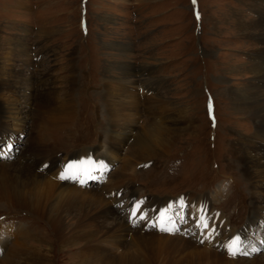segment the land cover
<instances>
[{"label":"rangeland","instance_id":"rangeland-1","mask_svg":"<svg viewBox=\"0 0 264 264\" xmlns=\"http://www.w3.org/2000/svg\"><path fill=\"white\" fill-rule=\"evenodd\" d=\"M257 9L264 11V0H196L195 5L193 0H0V76L8 81L3 90L12 81L22 107L39 102L32 93L48 88L60 105L68 102V119L61 123V113H53L60 122L52 132L62 135L53 149L65 158L53 179L59 172L66 184L103 192L138 229L141 236L126 249L115 240L106 243L117 255H133L136 264H264V191L251 197L250 189L255 190L247 177L237 164L227 165L244 143L242 137L236 143L238 135L250 137L259 122L258 116L236 112L229 94L250 92L254 61H264V54L258 55L264 38L253 35L264 34L259 28L264 14ZM252 22L258 27L245 25ZM14 68L23 74L16 81L8 78ZM122 92L133 96L120 97ZM2 109L0 164L20 161L34 132L32 114L17 124ZM181 113L191 119L193 131L175 135L163 154L147 159L134 161L130 143L114 142L107 134L108 123H127L125 115L128 123L157 119L167 125L179 123ZM96 158L102 160L99 166L92 163V178L83 173L60 178L69 162L87 165ZM39 215L0 202V233L7 234L0 235V264H11L12 247L25 239L45 253L42 264L80 262L84 240L61 246L59 231ZM151 221L155 229L146 227ZM234 239L240 248L235 256L228 251Z\"/></svg>","mask_w":264,"mask_h":264},{"label":"bare ground","instance_id":"bare-ground-1","mask_svg":"<svg viewBox=\"0 0 264 264\" xmlns=\"http://www.w3.org/2000/svg\"><path fill=\"white\" fill-rule=\"evenodd\" d=\"M258 11L264 14L262 9ZM245 25L253 27L254 29L258 27V25L253 22L249 25ZM259 28L264 30V25H261ZM253 35L255 38H264V34ZM117 46L114 47L116 51L119 50ZM263 54L264 47H262L258 55L260 56ZM254 64H258V66L254 65L255 68L253 69V73L256 75V81L247 87L248 89L251 88V91L240 93V91H238L239 89H232L229 91V94L236 106H234L236 112H242L245 116H258L259 122L255 123L254 132L250 137L238 135L239 137L236 143L238 144V142L242 141L241 137L244 143L234 152V154H237L234 156V159L230 157L227 160V165L234 166L237 164L238 168L242 171V175L247 177L249 185L255 190L252 192L250 189L249 194H251V197H255L253 194L258 190L259 192L264 191V61L260 58L254 61ZM11 74L6 76H8L9 79L12 77L11 80L13 79L15 81L23 77L21 71L15 68L11 69ZM109 78L110 77H107L106 79ZM6 80L7 79H3L0 76V90L2 89L0 92V109L3 108L1 112L3 113L6 111V113H11L12 116L10 117L16 119L15 123L17 124L24 123L25 117H29V115L32 114L34 117L32 125L34 132L29 136L30 143L28 146L26 145L25 147L24 145L21 149L22 152L25 147L24 154L21 156L20 161L19 157H17V159L15 158L16 160L1 161L0 202L5 201L17 207H25L26 209L30 207L33 212L40 213V215L42 214L43 218H46L45 220H47V223L52 226V229H57L59 231L58 235L61 237V246L68 243L74 245L72 243L84 240L81 247L86 249V251L81 252L82 259L78 264H136L133 255H128L127 253H125L124 256L117 255L106 246V243L115 240L116 242H114L118 244V247L128 248V245L131 246L135 244V241L141 234L136 227L130 225L126 219L111 206L110 201L102 196L103 192H97L91 188L82 189L73 184H66L67 181L59 180V172H55L57 176L53 179V173L56 171L55 168H60L61 163L65 160V158L61 159L60 151L53 149L60 146V137H62L60 133L52 132V130L59 129L58 123L60 122L53 113H61V123L68 119L72 112L70 106L67 105L68 102L61 101L60 105L59 101L55 99L56 96L53 94L54 91L48 88L32 93L33 97L39 99V102H35L36 104L30 101L26 106L27 108L18 106L16 101H18L20 91L16 89L12 81L7 84L6 89L3 90L8 82H6ZM118 81L121 83L124 82L125 79L121 77ZM147 81H149V78H147L144 83ZM144 83L142 81L140 84ZM145 87L143 86L141 89L144 90ZM145 89L148 90V88ZM27 92L30 94L31 89ZM121 95L133 96L131 93L127 94L124 92L120 94V97ZM154 95L156 96L157 94ZM2 96H5L4 100ZM71 100L72 99L69 98L68 101L71 102ZM155 101L157 102L158 99H155ZM135 102L137 103V101ZM131 106L135 107L136 105L135 103H131ZM123 109L124 108L121 106L120 110ZM128 110L130 109L128 108ZM151 111L152 118L155 112L154 109ZM122 115V112L119 113V116ZM157 117L158 114H155L154 118L156 119ZM124 118L127 120V123H122L123 125L120 123L119 125L117 123H108L107 134L114 137V142H119L120 139L125 143L129 142L130 153L134 161L147 159L157 154H163V151L166 150L168 145L174 141L175 135L187 132L193 128V122L191 119H188V117H184L183 113L179 114L177 119L175 118L179 123H168L167 125L159 123L157 119L156 122L150 120L145 123H128L129 117L125 115ZM54 119L57 123H54ZM2 125L4 126L2 130H6V123H2ZM42 128L46 129V132L43 134ZM39 135H41V137H38ZM36 137L38 140L33 141ZM100 160L102 159L96 158L92 163L99 166L100 163L97 161ZM126 162L125 167L128 168L130 163L128 161ZM69 163L72 164V162ZM49 168L53 169L52 174ZM126 176H130L131 178V173H127ZM119 189L120 188L115 191ZM133 190L134 189H132L131 194L135 196L136 190ZM115 191L111 195L117 194ZM203 199L201 201L202 207H204ZM199 207H201L200 204ZM257 208L258 202L256 200L252 201V211L254 212ZM157 210L156 208L155 212ZM200 215L205 217L207 214L203 211V213L200 212ZM163 219L167 218L163 217ZM163 223L162 221V224ZM157 226L158 225L153 226L152 221L146 224V227L150 229H155ZM173 227L174 226H172V229ZM1 234L7 236L6 232H1L0 235ZM242 238L243 237H241V239ZM27 241L28 240L25 239L19 244H14L11 250L13 255L11 264H42L45 259V253L29 245ZM248 245L249 244H246L245 249ZM207 254L214 257L219 256L217 252L208 251Z\"/></svg>","mask_w":264,"mask_h":264},{"label":"snow or ice","instance_id":"snow-or-ice-1","mask_svg":"<svg viewBox=\"0 0 264 264\" xmlns=\"http://www.w3.org/2000/svg\"><path fill=\"white\" fill-rule=\"evenodd\" d=\"M196 0H193V4L195 5ZM197 19H199V14L197 13ZM92 165V162L89 161L87 165H85L83 162L81 164H69L66 166L64 172L61 174L60 178L64 179L67 176L71 175L73 178H77V176L81 173L84 175H87L89 178H92L90 175V167ZM85 181L80 180V183L83 184ZM137 211H139V205H136L135 209L132 212V215L135 216ZM164 215L163 213L161 214ZM141 219H144L143 216L140 217ZM204 227H207L208 225L206 223L203 224ZM228 251L231 255L235 256L240 251L239 248V242L238 240L234 239L230 242L228 245Z\"/></svg>","mask_w":264,"mask_h":264}]
</instances>
